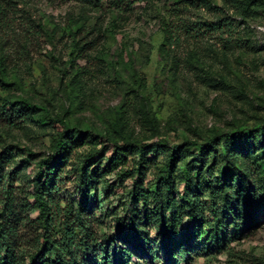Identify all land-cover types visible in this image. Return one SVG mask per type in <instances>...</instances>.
Listing matches in <instances>:
<instances>
[{
    "label": "rangeland",
    "instance_id": "1",
    "mask_svg": "<svg viewBox=\"0 0 264 264\" xmlns=\"http://www.w3.org/2000/svg\"><path fill=\"white\" fill-rule=\"evenodd\" d=\"M126 1L131 5L113 19L108 8L96 10L75 0H0V47L8 54L10 83L0 86V99L24 98L44 108L14 126L0 116V145L25 146L47 156L68 127L93 132L102 140L129 135L135 140L164 139L169 145L192 141L210 149L212 141L220 140L219 151L225 141L219 137L234 134L240 139L242 130L264 126V0H206L209 8L201 0ZM221 17L231 30L217 28ZM84 22L100 27L102 36L87 56L73 60L69 30ZM196 22L202 23L201 29L193 30ZM166 29L179 35L173 45L165 44ZM258 133H245L227 147V155L234 156L232 165L210 150L200 172L213 187L224 170L235 180L246 176L243 191L255 193L253 206L264 199V148ZM95 147L88 142L74 151L60 184L63 199L75 198L80 163ZM197 149L189 147L178 162V190L183 165ZM100 156L92 155L91 162L96 164ZM163 159L164 154L150 162L145 187L162 179ZM37 169L35 161L24 164L22 183L29 190ZM129 184L120 186L114 174L100 177L94 204L101 231L112 230L115 218L123 215L121 195ZM221 190L220 206L223 194L235 208L246 201L236 187ZM260 222L220 247L192 246L191 240L174 252L175 263L264 264V216ZM154 247L155 261L146 256L134 261L162 264L166 254Z\"/></svg>",
    "mask_w": 264,
    "mask_h": 264
},
{
    "label": "trees",
    "instance_id": "2",
    "mask_svg": "<svg viewBox=\"0 0 264 264\" xmlns=\"http://www.w3.org/2000/svg\"><path fill=\"white\" fill-rule=\"evenodd\" d=\"M75 1L101 11L106 7L113 19L121 18L129 5L126 0ZM201 1L203 6L210 7L208 1ZM217 22L218 29L227 27L231 30L230 23L224 22L223 17ZM192 26L196 27L193 30H199L203 25L196 22ZM165 33L166 45L179 40L175 31L166 29ZM69 34L73 60L87 56L102 36L100 27L85 22L70 29ZM7 58L8 54L0 47L2 87L10 84L6 79ZM71 65L73 67V63ZM38 111H44V108L24 98L0 99V116L12 126ZM55 121L64 126L62 120ZM64 128L47 156L40 157L25 146L0 145V264H138L133 259L135 256H146L152 262L158 258L154 253L155 244L166 254L162 264H176L174 252L182 250L191 240L192 246L208 243L220 247L261 223L264 199L261 204L253 206L255 193L243 191L247 187L244 186L248 182L246 176H236L235 180L232 172L224 170L216 177L218 187H213L201 178L200 172L210 150H214L213 157L220 156L226 164L231 162L232 165L234 156L227 155L226 149L237 144L245 133L253 137L262 131L258 134L262 136L263 149L264 126L257 127V131L242 130L240 139L234 134L219 137L225 139L222 151L217 149L220 140L212 141L213 148L210 149L192 141L169 145L164 139L135 140L129 135L120 139L104 137L102 140L93 132ZM88 142L96 147L80 163L75 198L65 200L60 194L63 173L74 151ZM189 147H197V153L183 165V184L178 190L174 183L177 165L189 152ZM94 154H101L96 164L90 159ZM162 154V179L145 187L150 162ZM31 160L37 163L38 169L29 190L22 183V172L24 164ZM108 174H114L120 186L125 187L127 181L130 184L121 195L124 198L123 215L115 218L112 230L104 232L99 229L94 202L100 177ZM228 185L236 187L246 198L238 208L227 205L224 194L221 196L225 203L220 206L219 189ZM33 211L36 212L35 218L31 217ZM207 212L210 218L206 217Z\"/></svg>",
    "mask_w": 264,
    "mask_h": 264
}]
</instances>
